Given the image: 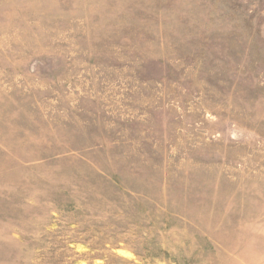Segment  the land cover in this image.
<instances>
[{
	"label": "rangeland",
	"instance_id": "obj_1",
	"mask_svg": "<svg viewBox=\"0 0 264 264\" xmlns=\"http://www.w3.org/2000/svg\"><path fill=\"white\" fill-rule=\"evenodd\" d=\"M0 264H264V0H0Z\"/></svg>",
	"mask_w": 264,
	"mask_h": 264
}]
</instances>
